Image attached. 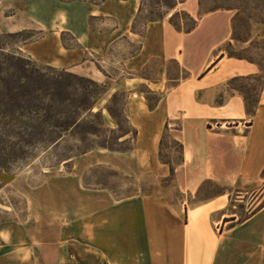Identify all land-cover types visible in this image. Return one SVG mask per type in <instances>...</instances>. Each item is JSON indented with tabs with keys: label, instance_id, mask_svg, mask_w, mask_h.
<instances>
[{
	"label": "crops",
	"instance_id": "crops-1",
	"mask_svg": "<svg viewBox=\"0 0 264 264\" xmlns=\"http://www.w3.org/2000/svg\"><path fill=\"white\" fill-rule=\"evenodd\" d=\"M175 1L162 19L146 20L137 30L142 0H0L1 33L37 31L17 46L24 56L127 94L124 114L136 131L133 150H91L72 159L71 171L51 179L48 188L66 191L81 216L79 235L71 240L85 246L83 256L94 250L100 264H264V104L247 121L241 96L225 89L229 80L258 69L224 52L227 45L241 48L263 39L264 21L250 16L249 38L239 41L233 25L240 9L200 14L199 0ZM176 12L195 19V28L176 31L168 22ZM121 43L129 49H118ZM110 57L124 76L113 78L101 68ZM153 61L159 72L151 80L141 74ZM169 63L177 70L173 78ZM140 86L156 96L152 107L136 91ZM209 109L216 115H208ZM165 133L182 147L172 172L159 157ZM95 166L134 178L150 173L170 179V185L116 200L83 185V175ZM205 182L221 193L191 201ZM173 191L185 197L173 198ZM246 196H255V205L240 219L233 201L242 203ZM29 217L34 236L38 225ZM8 223L0 222V253L13 251L18 239Z\"/></svg>",
	"mask_w": 264,
	"mask_h": 264
},
{
	"label": "rangeland",
	"instance_id": "rangeland-1",
	"mask_svg": "<svg viewBox=\"0 0 264 264\" xmlns=\"http://www.w3.org/2000/svg\"><path fill=\"white\" fill-rule=\"evenodd\" d=\"M175 2V0H142L141 12L134 27L140 30L146 20L162 19ZM261 5L264 7V3L254 0H201L202 10L218 6L236 7L241 10L242 14L235 19L233 25L234 37L239 41L249 38L248 22L250 16H255L260 20L264 19V8L260 12ZM22 6L24 5L22 4ZM173 22L184 28L191 25L190 20L184 15L175 17ZM36 33L37 31L34 29L25 30L20 32V37L6 39V42L11 43V45L14 43L20 45L23 40L31 41ZM2 34L4 33L0 32V35ZM120 46L118 48L120 50L129 49L124 43H121ZM227 49L230 55L257 65V74L229 80L225 87L227 91L235 92L241 96L248 121L254 108L258 104H264V99L261 98V93L264 90V38L253 39L245 47L234 48L231 46ZM116 53H120V51ZM115 59L110 57L109 60H105V63H99V65L113 78L124 76L125 74L116 65ZM167 67L169 77H175L177 74L175 65L169 63ZM158 72L159 62L153 61L141 75L154 80L157 78ZM52 75L49 74V76ZM70 81L76 83L74 79H70ZM97 84L104 86V92H101L100 88H90L92 93L87 97V106H93L92 113L102 111L103 125L97 118H92L88 112L83 111L85 124H82L83 126H80L78 130H74L73 133L76 134V137H69L66 134L57 150H51V148L44 150L37 146L35 150L31 151L29 158L21 160L9 158V161H14L5 163L6 171H0V222L9 221L10 230L15 232L14 234L18 237L13 251L0 253V264H100L97 262V254L94 250L88 253L84 251L83 256L81 255V247L85 246L71 240L74 239V236L79 235L78 225L81 216L72 210L67 200L66 191L60 187L48 188L51 179L63 178L66 176L67 170L71 169V163L66 166L61 163L62 156L69 155L77 147L81 149L93 147L92 150L102 151L104 149L95 146L116 140L117 134L108 132V130H116V124L105 110L112 92L108 90L107 83L97 82ZM77 91L75 86L68 90L73 103L77 100L75 96ZM136 91L142 92L151 105L155 103L156 96L149 93L144 86H140ZM121 100L114 102L110 107L114 111H118ZM221 101L222 98L220 97L216 99L217 103ZM208 115L213 116L216 113L209 109ZM170 124L172 126L179 125L178 121H170ZM248 124V122L245 123V125ZM122 126L124 127L123 123ZM224 126L226 125H223V129ZM77 138H81L82 142L79 143ZM125 139L127 142L119 145V148H127L132 145L130 136ZM11 141L16 142V139H11ZM159 157L172 167H175L181 158V147L169 134L165 133L161 139ZM2 160L8 161L7 156L0 152V161ZM85 176L87 183L91 185L90 188L104 190L116 200L154 193L161 186L170 185V179L160 181L150 173H143L136 178L127 177L112 172L106 166H95L89 169ZM219 191L220 188L217 185L204 183L191 201L205 200L216 195ZM171 196L173 198L185 197V195L175 191L172 192ZM232 197L234 200L235 194H232ZM254 198L255 196H246L242 203L233 201L235 206L233 211L240 219L247 215L245 209L253 208L255 205ZM28 213L30 220L38 225V229L34 230V236L29 225L30 221L26 223ZM98 213L102 214L101 212ZM96 214L97 212H93L92 216ZM33 237L34 242H32Z\"/></svg>",
	"mask_w": 264,
	"mask_h": 264
},
{
	"label": "trees",
	"instance_id": "trees-1",
	"mask_svg": "<svg viewBox=\"0 0 264 264\" xmlns=\"http://www.w3.org/2000/svg\"><path fill=\"white\" fill-rule=\"evenodd\" d=\"M198 6L200 14L229 8L218 6L202 10L201 0H199ZM181 15L186 16L191 22V25L187 28L180 27L173 22L175 17ZM136 21L137 19L135 20V24ZM261 21H264V19ZM196 23L195 19L190 18L184 12H176L169 18V24L179 32H190L195 28ZM18 37H20V33L0 35V152L1 154H5L8 159V161H0V171H6L7 168L4 165L7 163L29 158L31 151L35 150L37 146L44 150L49 148L57 150L66 134L69 137H76V134L73 132L78 130L80 126H83L82 124H85L83 111L88 112L90 117L97 118L101 125H103L102 111L92 113L93 106H87V97L92 93L90 88H100L101 92H104V86L70 72L57 71L50 67L39 66L17 49L18 43L11 45V43L6 42V39ZM25 41L28 40L21 42ZM227 47L231 46H225V54L228 57L236 58L228 53ZM49 74L53 75L49 76ZM70 79H74L76 83H72ZM74 86L78 89V93L75 95L77 100L73 103L71 97H69L68 90ZM148 92L151 93L150 91ZM119 99H122L120 108L118 111H114L110 106ZM145 100L149 104V107L153 106L147 98ZM126 101V92L112 93L105 110L116 124V130H108L112 134H117L116 140L111 143H102L95 147L117 153H126L133 150L136 131L131 128L124 114ZM127 136H130L132 145L127 148H119V145L127 142L125 139ZM14 138L16 142L11 141ZM77 141L79 143L82 142L81 138H77ZM92 149L93 147L83 149L77 147L69 155L62 156L61 163H64L66 166L72 159ZM9 158L14 160L9 161ZM170 170L171 172L173 171L171 165ZM70 171L71 169L67 170V173ZM111 171L118 173L112 169ZM82 182L86 188H90L91 185L87 183L85 174L83 175ZM221 191L222 189L220 188L217 194L221 193Z\"/></svg>",
	"mask_w": 264,
	"mask_h": 264
}]
</instances>
